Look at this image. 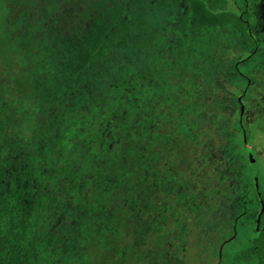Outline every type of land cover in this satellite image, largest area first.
<instances>
[{
    "label": "trees",
    "instance_id": "obj_1",
    "mask_svg": "<svg viewBox=\"0 0 264 264\" xmlns=\"http://www.w3.org/2000/svg\"><path fill=\"white\" fill-rule=\"evenodd\" d=\"M17 1L13 0L14 5ZM163 1L185 7L192 18L190 29L181 27L179 31L185 37L180 45L191 76V91L184 93L189 95L190 103L179 105L171 92L153 95L149 90L148 96L154 97L150 102L153 104L143 106L152 107L154 112L145 117L144 124L136 120L128 129L121 125V119L114 120L117 124L108 120L104 125L102 121L97 137L79 130L78 125L73 126L59 136L62 166L56 176L57 171L39 159L42 147L34 142L30 146L17 134L9 144L8 156L0 157V264H69L71 261V257L66 261L56 258L61 239L38 234L32 221L34 206H40L35 186L42 187L53 178L74 199L80 211L88 200L96 199L102 204L104 199L116 195L130 201L132 208L137 205V198L149 207L145 199L160 193L162 186L170 191L178 188L174 198L182 207L189 205L194 196L204 195L209 202L204 206L196 204V209L207 207L209 213L215 211L219 230L231 232L234 241L238 242L241 235L246 238L242 248L225 249L221 259L229 264H264V209L261 213L258 199L261 193L264 208V194L260 184L256 187L254 179L244 176L246 167L252 163L247 152L248 134L242 125L239 95L234 96V106L228 109L213 99L210 91H206L205 98L198 88L201 81L210 86L206 62L220 47V42L208 38L212 31L228 26L239 37L240 45L241 41L248 47L253 45L246 21L248 12L226 9L225 0ZM133 7L134 2L125 6L121 0H77L70 8L52 6L33 21L36 13L31 6L23 12L26 26L20 44L28 54H34L35 70L31 73L36 76L34 88L45 111L57 105H62L64 110L74 97L79 103L82 101V90L103 71L107 52L135 29ZM228 68L225 74L233 80L235 69ZM134 94L137 92L127 90L113 99L136 113L142 105L132 99ZM70 107L66 110L70 111ZM7 120L8 126L0 122V132L10 129L11 118ZM102 127L110 134H105ZM52 133L51 130L45 136L55 144ZM153 148L162 152L180 149L173 156L174 164L181 170L176 174L179 181L176 177V182L171 183L167 175H158L154 165L159 158ZM44 166L48 174L44 173ZM189 171L191 175L187 179ZM196 171L203 173L206 190L192 193L189 200L190 181L193 187L198 183ZM164 177L167 180L163 182ZM148 211L164 227L163 218L167 213L155 207ZM105 218L108 220L109 216L106 214ZM69 246L63 244V247Z\"/></svg>",
    "mask_w": 264,
    "mask_h": 264
},
{
    "label": "rangeland",
    "instance_id": "obj_2",
    "mask_svg": "<svg viewBox=\"0 0 264 264\" xmlns=\"http://www.w3.org/2000/svg\"><path fill=\"white\" fill-rule=\"evenodd\" d=\"M75 1L18 0L14 5L13 0H0V122L8 126L7 117L11 118L10 129L0 132V157L8 156L9 144L18 134L30 146L35 143L42 147L39 159L57 171L55 176L62 166L59 136L73 126L78 125L79 130L97 137L102 121L104 125L108 120L117 124L114 120L121 119V125L127 128L133 127L136 120L144 124L145 117L154 112L152 107L143 106L154 101V97L148 96L150 91L153 95L168 91L171 97L178 99L179 105L190 103L189 95L184 94L191 91L190 70L189 66L186 68L185 53L180 45L185 37L179 35L183 27L190 29L192 25L188 10L163 0H121L125 6L134 2L135 29L107 52L103 71L82 90L80 103L74 97L64 110L62 105H57L45 111L34 88L36 76L31 73L35 70L34 54L32 57L20 44L26 26L23 12L31 6L36 13L33 21L52 6L70 8ZM225 5L232 11L248 12L246 21L253 45L248 47L243 41L240 45L239 37L228 26L212 31L208 38L220 42V47L206 62L210 86L201 81L198 88L205 98L206 91H210L211 97L228 109L234 106V96L239 95L244 104L242 125L248 134L247 152L252 163L246 167L244 176L254 179V183L257 181L264 194V0H225ZM33 37L32 34L31 39ZM247 59L250 61L243 65ZM231 67L235 69L233 80L225 74ZM127 90L139 94L132 97L142 105L136 113L113 99ZM69 106L70 111H67ZM102 128L105 134H110L107 128ZM51 130L55 144L45 136ZM153 149L159 158L155 171L175 183L176 174L181 170L174 164L173 156L181 152L180 149L173 152ZM45 168L44 173H47ZM196 173L198 183L193 187L190 181L189 200L192 193L206 190L203 173ZM190 175L191 172H187L186 178ZM165 185L170 186L167 182ZM39 187L35 186L40 206H34L33 225L38 234L61 239L59 255L55 256L61 261L71 257L69 264H229L221 259L225 249L236 250L246 242L240 231L237 242L231 232L219 230L215 211L209 213L207 207L196 209V204L204 206L209 202L204 195L194 196V202L185 207L176 204L174 197L178 188L171 192L167 186H162L160 193L145 199L149 207L137 198V205L132 208L130 201L116 195L104 199L102 204L96 199L88 200L80 211L74 199L58 187L56 179H49ZM151 207L167 213L163 218L164 227L161 228V222L148 211ZM64 243L70 246L63 247Z\"/></svg>",
    "mask_w": 264,
    "mask_h": 264
},
{
    "label": "water",
    "instance_id": "obj_3",
    "mask_svg": "<svg viewBox=\"0 0 264 264\" xmlns=\"http://www.w3.org/2000/svg\"><path fill=\"white\" fill-rule=\"evenodd\" d=\"M238 100H239V104H240V114L242 115L243 114V110H244V104L240 101V98H238ZM252 161H254V160L252 159ZM255 185L257 187V185H258L257 181L255 182ZM258 199H259L261 207H262V209H261V213H262L264 208H263V201L261 200L260 194H258ZM261 213L257 217V221H256L257 226H259V220H260Z\"/></svg>",
    "mask_w": 264,
    "mask_h": 264
},
{
    "label": "flooded vegetation",
    "instance_id": "obj_4",
    "mask_svg": "<svg viewBox=\"0 0 264 264\" xmlns=\"http://www.w3.org/2000/svg\"><path fill=\"white\" fill-rule=\"evenodd\" d=\"M258 2V1H257Z\"/></svg>",
    "mask_w": 264,
    "mask_h": 264
}]
</instances>
